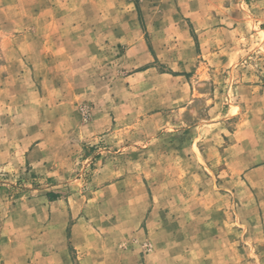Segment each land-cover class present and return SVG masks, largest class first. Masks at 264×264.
<instances>
[{"label": "rangeland", "instance_id": "obj_1", "mask_svg": "<svg viewBox=\"0 0 264 264\" xmlns=\"http://www.w3.org/2000/svg\"><path fill=\"white\" fill-rule=\"evenodd\" d=\"M208 3L0 0V264H264V0Z\"/></svg>", "mask_w": 264, "mask_h": 264}, {"label": "crops", "instance_id": "obj_2", "mask_svg": "<svg viewBox=\"0 0 264 264\" xmlns=\"http://www.w3.org/2000/svg\"><path fill=\"white\" fill-rule=\"evenodd\" d=\"M214 2V0H209V3L208 4H210V3H213ZM260 1H257L256 3H259ZM218 6H222L223 7V10L225 9V10H227L228 8L227 7H225V5H223V4H220V3H218L217 4ZM225 12V15H228V13L226 12V11H224ZM192 15H193V17H194V20H193V23H194V25H195V27L196 28H200V29H207V28H211L212 26H213V24H211L210 23V20H211V15H213L212 14V10L211 9H207V10H205V11H193L192 12ZM228 18H232V23L230 24V26H232V27H234L235 26V23L236 24H239V23H242V21H243V19H241V18H235V17H233V16H231V15H228L227 16ZM207 18H209V19H207ZM209 20V21H208ZM256 20H260V18L259 17H256ZM222 21V20H221ZM179 23H180V21H178ZM222 22H225L224 20L222 21ZM220 27H223V26H220ZM258 27V26H257ZM206 33H209V30H205L204 32H203V35L204 34H206ZM142 43V42H141ZM76 248V250H77V252L78 253H82L83 251L85 252V250H84V248L83 247H75ZM58 250H60V252L62 253V254H64V256H66V253L68 252V248L66 247H59L58 248ZM82 264H86L85 262V260H82V261H80Z\"/></svg>", "mask_w": 264, "mask_h": 264}]
</instances>
